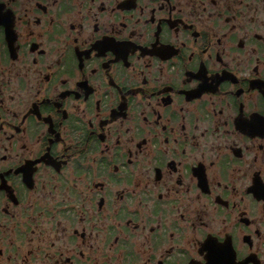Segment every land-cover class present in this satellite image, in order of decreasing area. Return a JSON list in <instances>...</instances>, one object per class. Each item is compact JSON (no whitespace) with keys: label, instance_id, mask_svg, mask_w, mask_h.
<instances>
[{"label":"flooded vegetation","instance_id":"af4514ba","mask_svg":"<svg viewBox=\"0 0 264 264\" xmlns=\"http://www.w3.org/2000/svg\"><path fill=\"white\" fill-rule=\"evenodd\" d=\"M0 264H264V0H0Z\"/></svg>","mask_w":264,"mask_h":264}]
</instances>
